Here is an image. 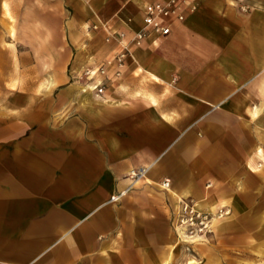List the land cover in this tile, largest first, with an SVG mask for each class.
I'll list each match as a JSON object with an SVG mask.
<instances>
[{
	"label": "crops",
	"instance_id": "crops-1",
	"mask_svg": "<svg viewBox=\"0 0 264 264\" xmlns=\"http://www.w3.org/2000/svg\"><path fill=\"white\" fill-rule=\"evenodd\" d=\"M158 1L0 0V264H175L181 199L230 210L221 240L250 226L264 196V0L189 1L119 66L117 36L129 42Z\"/></svg>",
	"mask_w": 264,
	"mask_h": 264
},
{
	"label": "built area",
	"instance_id": "built-area-1",
	"mask_svg": "<svg viewBox=\"0 0 264 264\" xmlns=\"http://www.w3.org/2000/svg\"><path fill=\"white\" fill-rule=\"evenodd\" d=\"M192 0H164L153 2L145 5L143 11V20L141 27L134 32L129 42L122 43L123 34L117 36L118 41L122 44L121 51L116 55L115 59L119 66L123 64V60L129 54V45H139L150 34L167 36L171 32L173 23L183 22L185 19V7L188 6L189 11H193L196 7L195 3L188 4ZM105 77V71L102 66L89 68L84 71L86 80H91L94 75ZM90 91L96 96L102 95L104 84L99 81L89 86ZM148 168L141 167L136 170H131L126 175L129 183L127 187L120 193L113 195L110 202L118 201L123 195L127 194L134 188L135 184L141 181ZM160 187L167 190L170 187V180L163 179L160 182ZM229 211L226 208H221L217 211V216L222 218ZM213 216L209 212L201 211L197 208L195 202L188 199H181L178 203V209L172 218V223L176 230V234L185 242H198L213 232L212 229Z\"/></svg>",
	"mask_w": 264,
	"mask_h": 264
},
{
	"label": "rangeland",
	"instance_id": "rangeland-1",
	"mask_svg": "<svg viewBox=\"0 0 264 264\" xmlns=\"http://www.w3.org/2000/svg\"><path fill=\"white\" fill-rule=\"evenodd\" d=\"M1 6V5H0ZM2 8L0 7V50L7 46V36L3 35L2 28L7 27ZM3 61L0 67V91H3L4 78L7 77L9 68L8 51L3 50ZM4 64V66H3ZM3 81V82H2ZM257 205L252 212L250 226L238 229V233L228 241L213 236L214 231L198 242H185L177 234L178 244L177 259L175 264H188L191 259L193 264H261L264 263V224L254 222V217L264 213V196H257ZM229 214L230 210L228 209ZM227 215H225L226 217Z\"/></svg>",
	"mask_w": 264,
	"mask_h": 264
},
{
	"label": "bare ground",
	"instance_id": "bare-ground-1",
	"mask_svg": "<svg viewBox=\"0 0 264 264\" xmlns=\"http://www.w3.org/2000/svg\"><path fill=\"white\" fill-rule=\"evenodd\" d=\"M219 209H221V208H218V209H217L216 211H214V212H209V213L212 214V216H213L212 229H214V225H216L217 228H220L222 222L226 219L225 216L222 217V218H220V217H218V216L216 215V214H217V211H218ZM228 213H229V212H228ZM228 213H226V214L228 215ZM188 264H193V261L190 259V260L188 261ZM261 264H264V263H261Z\"/></svg>",
	"mask_w": 264,
	"mask_h": 264
}]
</instances>
